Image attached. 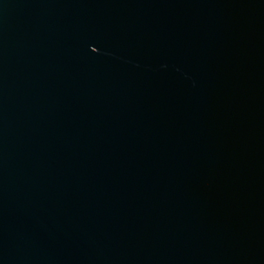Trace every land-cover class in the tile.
I'll list each match as a JSON object with an SVG mask.
<instances>
[{"label": "water", "instance_id": "1", "mask_svg": "<svg viewBox=\"0 0 264 264\" xmlns=\"http://www.w3.org/2000/svg\"><path fill=\"white\" fill-rule=\"evenodd\" d=\"M0 264H264V0H0Z\"/></svg>", "mask_w": 264, "mask_h": 264}]
</instances>
